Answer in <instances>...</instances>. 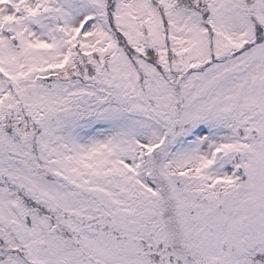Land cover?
Here are the masks:
<instances>
[{
  "label": "snow or ice",
  "instance_id": "1",
  "mask_svg": "<svg viewBox=\"0 0 264 264\" xmlns=\"http://www.w3.org/2000/svg\"><path fill=\"white\" fill-rule=\"evenodd\" d=\"M0 264H264V0H0Z\"/></svg>",
  "mask_w": 264,
  "mask_h": 264
}]
</instances>
